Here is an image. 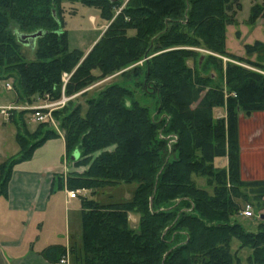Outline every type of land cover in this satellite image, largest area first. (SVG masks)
<instances>
[{
  "label": "trees",
  "instance_id": "16d2710c",
  "mask_svg": "<svg viewBox=\"0 0 264 264\" xmlns=\"http://www.w3.org/2000/svg\"><path fill=\"white\" fill-rule=\"evenodd\" d=\"M63 2L95 7L101 19L110 21L84 57L81 50L68 47ZM121 3L0 0V76L16 78L17 99L59 98L64 72L70 74L64 93L71 95L143 59V81L137 84L143 91L153 89L157 98L158 113L152 118L128 87L112 83L86 98L84 113L80 103H67L52 113L63 114L65 151L79 152L72 162L83 167L80 172L69 171L65 183L62 175H54L52 190L66 186L95 194L106 186L136 183L126 200L81 197L82 244L74 248L76 261L264 264V224L248 231L229 221L240 211L246 194L264 197V178L241 177L239 140V112L264 111V74L228 63L224 71L228 92L224 93L207 87L209 77L192 76L185 58L194 52L176 48L203 42L215 52L231 54L224 46V30L234 20L239 0H127L119 8ZM258 18L264 19V2L252 6L249 21ZM38 30L42 35L31 48L34 58L26 59L16 33ZM244 48L251 54L261 51L264 43L257 40ZM215 106L225 107L224 118L214 119ZM162 112L168 120L158 118ZM9 121L16 126L19 150L17 156L0 163V195L6 194L14 165L58 136L47 129L41 137H31L20 115ZM170 133L176 139L169 145ZM222 157H227V166H214V159ZM193 174L206 178L211 194L196 185ZM129 215L136 217V227L131 226ZM233 238L240 247L251 249L246 263L230 251ZM42 253L58 261L66 248L49 245Z\"/></svg>",
  "mask_w": 264,
  "mask_h": 264
},
{
  "label": "rangeland",
  "instance_id": "374dc122",
  "mask_svg": "<svg viewBox=\"0 0 264 264\" xmlns=\"http://www.w3.org/2000/svg\"><path fill=\"white\" fill-rule=\"evenodd\" d=\"M121 1L122 3L119 8L124 7L127 2V0ZM239 2L240 8L235 13L234 20L227 23L224 30V46L226 51L231 54L215 52L207 48L206 45H203V42L198 46H176V48H184L185 50L194 52L193 55L185 58L186 65L191 68L192 76L196 74V76L209 77L210 81L207 87L215 86L224 93L228 92V87L224 79V71L228 63L239 64L245 68L264 74V48L261 51L251 54H247L244 48L245 44H253L257 40L264 43V19L258 18L252 23L249 21L252 6L254 4H262L264 0H239ZM62 12L69 49L77 48L85 52L91 46V42L99 32L105 30L110 24V21L103 20L99 17L98 9L83 5L79 2H63ZM91 15H94V17H90ZM171 48H175V46ZM90 49H88V52ZM21 52L26 59L30 60L34 58L33 50L28 45H21ZM86 54L84 53L83 57ZM152 56L153 54L149 55L148 58ZM143 60H139L113 74H109L95 81L82 91L77 92L79 94L68 103H75V105L80 103L82 106L81 111L84 113L87 97L96 95L109 84L119 83L124 87H128L134 94V100L138 104L146 107L151 117L154 118L157 116L159 107L157 106L158 102L153 93V89L148 87L149 89L143 91L141 86L137 84L143 81ZM6 83L10 84L12 89H6ZM16 85V78H5L4 75L3 77L0 76V106L12 105L16 107L11 111L13 115L9 117L17 118L19 115L22 116L25 128L31 134V137L36 136L39 138L45 134L47 129H51L58 135L55 138L49 139L51 141L46 142L39 149H36L32 155L33 157L21 162L20 168L39 170L42 173H46L48 170L59 172V170H62L63 158H66L65 162L71 163V155L77 152L75 150L72 151L73 153L65 151L64 156V145L59 137L62 136L64 138V129L60 127V120L63 114L53 115L51 120L44 122L45 124H40L33 116L31 110L25 109V107L26 105L30 106L41 103L42 100L36 98L30 102L25 98L17 99ZM83 91H86V95L80 94ZM213 117L214 119L224 118L225 107L215 106L213 108ZM158 118L169 119L165 112L159 114ZM9 120H6V117L0 112V162L11 156L18 155V145L15 139L16 126ZM252 132L256 135L258 134V137L251 142L255 145L250 144ZM31 137L29 139L33 140ZM168 138H170L168 141L169 145L176 139L172 133L168 134ZM239 140L240 163L242 157L243 174L241 177L243 180L264 178V111L252 112L250 115L239 112ZM254 148L255 150L252 151ZM77 153L79 156V152ZM213 163L216 167H226L227 157L215 158ZM77 168L79 169V167ZM192 179L196 182L197 186L207 189L210 194L212 193L213 189L207 184L204 176L193 174ZM135 185L136 183L122 182L116 185L106 186L98 189L92 196L101 202L126 200L131 197ZM239 189L242 190L241 187ZM85 193L87 197L90 196L89 192ZM240 201V211L230 217V223L238 222L246 230L256 231L259 223L264 224V216L261 217L262 214L264 215V197L258 199L250 196V194H246V197ZM247 203L251 205L253 212L252 216L249 217L243 214L244 206ZM31 214L17 211L5 213L1 210L0 234L6 237L8 241L32 242L36 247L43 246L47 243L64 244L66 236L70 235V240L76 250L81 248L82 220L79 200H75L71 205H67L60 198L55 199L53 196L49 200L45 212H34L30 216ZM129 219L131 226L136 227V217L129 215ZM230 244V251L234 258L242 263H246V258L251 254V249L240 247V243L236 238H233ZM71 262L72 264H76V259L73 255L71 256Z\"/></svg>",
  "mask_w": 264,
  "mask_h": 264
},
{
  "label": "crops",
  "instance_id": "0c3cea01",
  "mask_svg": "<svg viewBox=\"0 0 264 264\" xmlns=\"http://www.w3.org/2000/svg\"><path fill=\"white\" fill-rule=\"evenodd\" d=\"M90 17H94V15H91ZM103 31L99 32L96 38L91 42L90 47L94 45V43L98 40V38L101 36ZM90 47L88 49H90ZM88 49L84 52L85 54L88 52ZM59 137L64 145V156H65L64 138L62 136ZM257 137L258 134L256 135L254 132H252L250 144L255 145L254 143L251 142H253ZM48 141L51 140H47L46 142ZM46 142L43 145H45ZM254 150L255 148L252 151ZM74 154L78 155L77 152ZM65 159L63 158L62 170H59V172H52L48 170L46 173H42L39 170L20 168L21 162H24L25 160L15 164L12 169L11 177L8 181L6 194L0 195V211L2 210L5 213L17 211L21 213L34 214V212H45L48 207L49 200L53 196L55 197V199L60 198L62 202L67 205H71L73 202H75V200L80 201L82 196H87L85 192H89L90 196L88 197H93L91 190L85 188L79 190L77 189L80 194L78 193V196L76 198H68L67 191L69 189L66 188V186H64L63 189L52 190L54 175H62L65 183V179L69 171L77 170L76 172H80L83 170V167H79L80 169L79 170L74 165V163L72 162L74 160L70 159L72 160L71 163L69 162L67 163L65 162L66 161ZM241 175L243 176L242 157H241ZM80 209H81V205H80ZM32 214L30 216H32ZM49 245H63L66 248V252H67L66 264H72L71 256L72 255L74 256L75 247L72 244V241L70 240V235L66 236V240L64 244L47 243L44 244L43 246L36 247L32 242L8 241V239L1 234H0V264H61L59 263V260L51 261L44 257L42 251L45 247ZM76 264L79 263L76 261Z\"/></svg>",
  "mask_w": 264,
  "mask_h": 264
},
{
  "label": "built area",
  "instance_id": "2783aa9c",
  "mask_svg": "<svg viewBox=\"0 0 264 264\" xmlns=\"http://www.w3.org/2000/svg\"><path fill=\"white\" fill-rule=\"evenodd\" d=\"M70 74L67 72H64L62 74V92L59 98L54 100H48L44 99L41 101V103L35 104V105H26L25 109L31 110L33 116L38 122H47L48 120H51L53 117V111L56 109H60L63 106H65L71 99H73L75 96H77L79 93H74L71 95H66L64 93V87L69 79ZM5 88L10 90L12 89V86L8 83L5 84ZM16 108L12 105H6V106H0V112L6 117V120H9V116L11 111ZM79 191L71 190L69 189L67 191L68 198H76L78 196ZM252 207L249 203L245 204L243 214L247 217L252 216ZM59 263L66 264L67 263V252L65 255H63L59 259Z\"/></svg>",
  "mask_w": 264,
  "mask_h": 264
},
{
  "label": "water",
  "instance_id": "95a60500",
  "mask_svg": "<svg viewBox=\"0 0 264 264\" xmlns=\"http://www.w3.org/2000/svg\"><path fill=\"white\" fill-rule=\"evenodd\" d=\"M53 14L55 15L54 12H53ZM41 35H42V31L41 30H38V31H35V32H31V33L17 32L16 33V38L22 45H25V46L28 45V46H30L33 49L36 39L39 36H41ZM77 156H78L77 154H73V155H71V159L75 160L77 158ZM263 216L264 215L262 214L261 217H263Z\"/></svg>",
  "mask_w": 264,
  "mask_h": 264
}]
</instances>
